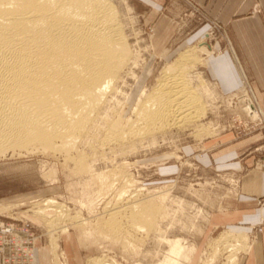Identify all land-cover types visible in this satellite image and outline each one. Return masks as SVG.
Masks as SVG:
<instances>
[{"label":"rangeland","instance_id":"rangeland-1","mask_svg":"<svg viewBox=\"0 0 264 264\" xmlns=\"http://www.w3.org/2000/svg\"><path fill=\"white\" fill-rule=\"evenodd\" d=\"M110 1L119 13L134 64L131 62L123 70L126 75L116 87L118 92H111L113 95L110 93L104 103L107 110L103 108L102 112L108 114L101 112L97 123L103 125L109 115L119 121L125 134H130V120L136 119L137 103L152 93L163 72L180 54L192 48L197 50L201 63L188 72L192 75V90H197L205 104L203 118L183 129L147 132L142 140L133 138L131 147L128 144L123 149L108 145L101 148L97 143L102 135L91 131L89 137L82 138L84 141H77L76 151L69 157L65 152L40 150L21 151V155L12 151L0 154V223L27 224L41 245L51 248L53 264H65L60 256L65 250L63 241L72 242V264H90L94 258L117 264H157L165 259L169 242L179 238L185 240L187 248L196 249L184 264H204L215 252L219 253L214 264H234L230 263L234 258L235 264H239L251 252L257 234L263 231L264 217L246 233H234L230 229L236 231L240 225L214 224L211 213L222 212L227 201L237 200L240 179L245 173L253 169L264 172V103L254 93L255 83L261 81L264 73L251 70L253 61L259 58L255 55L257 35H264V0ZM203 30L207 33L199 38ZM205 47L214 58L224 57V52L233 53L243 88L230 92L221 89L206 64L210 52L207 48L206 53ZM254 108L259 111L258 118L253 117ZM225 134L236 140L257 137V142L241 152L240 159L247 157L253 161L241 173L222 170L205 159L204 143ZM80 155L88 166L85 172L75 164ZM118 171L122 175L114 177ZM103 173L109 174L112 182L109 193L101 192L97 179ZM120 192L124 199L136 198L157 208L153 225L146 232L130 229V233L118 237L105 234L103 222L108 220L107 211L115 205L114 201L120 199ZM45 200L55 202L44 207L47 215L58 217L54 225L51 219L47 222L41 217H28L31 209ZM255 208L264 209V195L256 198ZM77 219L87 223L84 229L90 228L93 237H80ZM118 221L124 229L128 226L126 220ZM65 226L66 235L61 233ZM226 234L241 237L223 242ZM37 262L36 256L34 264Z\"/></svg>","mask_w":264,"mask_h":264},{"label":"bare ground","instance_id":"bare-ground-1","mask_svg":"<svg viewBox=\"0 0 264 264\" xmlns=\"http://www.w3.org/2000/svg\"><path fill=\"white\" fill-rule=\"evenodd\" d=\"M118 14L110 0H0L1 155L9 151L21 155V151L40 150L54 154L65 152L69 157L76 151L77 141L86 138L91 131L102 135L97 143L101 148L108 145L123 149L122 146L128 145L133 138L142 140L147 132L183 129L203 118L205 104L197 90H192V75L188 72L201 63L194 48L180 54L163 72L152 93L137 103L136 119L130 120V134H125L119 121L105 116L108 111L102 112V109L107 97L117 90L126 75L122 73L125 67L134 64ZM101 112L106 117L104 122L100 118L103 125L97 123ZM254 112L253 117L258 118V109ZM75 164L82 172L88 170L81 155ZM118 174L113 176L122 175L119 171ZM97 176L101 192L109 193L112 189L109 174ZM119 194L115 205L108 206L109 211L105 209L109 212L108 220L103 222L105 234L118 237L130 233V229L146 232L147 227L153 225L157 208L136 198L124 199V193ZM54 203L45 200L36 204L28 217L47 222L51 219L54 225L58 217L53 219L55 216L50 217L44 209ZM118 218L121 223L128 222V230ZM77 220L80 237H93L90 228L84 229L87 223ZM61 231L66 235L67 226ZM15 234L17 238L23 236L21 231ZM240 237L226 234L221 240L228 242V239ZM37 239L32 245V264L37 256ZM169 246L165 259L157 264H184L189 254L196 252L194 247L187 248L182 238L169 242ZM218 253L204 264H214ZM60 256L69 264L65 252ZM236 261L234 258L230 263ZM90 262L117 264L101 258Z\"/></svg>","mask_w":264,"mask_h":264},{"label":"crops","instance_id":"crops-1","mask_svg":"<svg viewBox=\"0 0 264 264\" xmlns=\"http://www.w3.org/2000/svg\"><path fill=\"white\" fill-rule=\"evenodd\" d=\"M147 1L150 2V0ZM214 1L216 0H213V2ZM203 33H207L206 30H203L198 37L201 38L200 35H203ZM161 37L163 38L162 35ZM257 38L259 43L255 45V47H257L256 49L258 50V53L255 55H258L259 58L257 61L256 59L253 61V67L251 70L264 73V35H257ZM207 48L208 47H205L203 50L206 53H209L210 49L208 48V52ZM224 53L225 54H222L224 56L222 58H214L211 52L209 53V58L207 59L206 64L208 65L213 79L218 82V85L224 92L243 88L244 81L233 53ZM234 53L238 59L236 52ZM238 62L244 73V67L241 65L239 59ZM245 68L248 69V67ZM261 75V81L255 83L254 93L257 100L260 103H264V75ZM257 141V137L236 140L231 135L225 134L219 139L204 143V148L207 149L203 154L206 156L205 159L207 158L211 161L210 165H215L222 170L241 173L243 169L248 168L253 162L252 158L244 157L240 159L241 152ZM208 144H210V146L207 147L206 145ZM240 181V195L237 200L227 201L225 203L226 210L211 213L213 216L211 218L212 221L215 220L214 224L225 223L226 225H230L231 223H236L237 225H240L236 226V231L230 229V231L234 233H246L249 231L251 225L257 224L260 217H264V209L260 210L255 208L256 198L264 195V172L258 169L250 170L241 177ZM250 209H252L251 212L243 211ZM218 216L221 217L217 219ZM71 244L72 242L70 241H63V248H65L64 252L66 253L69 264H72L71 262L73 261ZM36 246L37 264H53L51 248L49 245L43 247L41 242L37 240ZM239 264H264V229L261 233L257 234L253 245L251 246V252L243 256Z\"/></svg>","mask_w":264,"mask_h":264},{"label":"built area","instance_id":"built-area-1","mask_svg":"<svg viewBox=\"0 0 264 264\" xmlns=\"http://www.w3.org/2000/svg\"><path fill=\"white\" fill-rule=\"evenodd\" d=\"M17 231L21 238L16 237ZM34 239L25 223H0V264H32Z\"/></svg>","mask_w":264,"mask_h":264}]
</instances>
